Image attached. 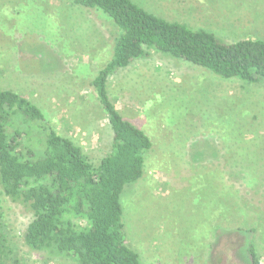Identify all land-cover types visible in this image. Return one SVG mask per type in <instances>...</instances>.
<instances>
[{"label":"rangeland","instance_id":"1","mask_svg":"<svg viewBox=\"0 0 264 264\" xmlns=\"http://www.w3.org/2000/svg\"><path fill=\"white\" fill-rule=\"evenodd\" d=\"M132 1L223 41L264 39V0ZM118 35L110 16L73 0H0V90L22 94L45 116L14 118L10 131H24L23 144L42 153L53 129L100 164L112 131L91 81ZM107 88L153 141L143 178L121 197L143 264H250L252 240L264 264V82L223 79L149 50ZM0 211L8 239L0 264H75L24 243L33 213L1 189Z\"/></svg>","mask_w":264,"mask_h":264},{"label":"trees","instance_id":"2","mask_svg":"<svg viewBox=\"0 0 264 264\" xmlns=\"http://www.w3.org/2000/svg\"><path fill=\"white\" fill-rule=\"evenodd\" d=\"M73 2L110 16L119 31L111 60L91 81L109 120L111 150L95 166L72 138L51 129L43 152H36L23 144L24 131L10 129L17 116L25 122L43 121V111L22 94L2 89L0 189L11 200L30 207L33 218L23 240L32 251L75 264H143L128 242L121 197L129 185L143 178L153 141L124 118L111 100L110 77L154 50L223 79L263 83L264 39L223 41L209 31L156 15L132 0ZM7 243L0 226V255L8 249ZM246 252L250 264H262L253 240Z\"/></svg>","mask_w":264,"mask_h":264}]
</instances>
